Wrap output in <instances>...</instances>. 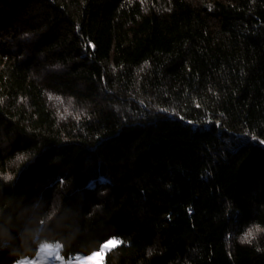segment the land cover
Wrapping results in <instances>:
<instances>
[{
	"label": "trees",
	"instance_id": "trees-1",
	"mask_svg": "<svg viewBox=\"0 0 264 264\" xmlns=\"http://www.w3.org/2000/svg\"><path fill=\"white\" fill-rule=\"evenodd\" d=\"M110 238L264 264V0H0V264Z\"/></svg>",
	"mask_w": 264,
	"mask_h": 264
},
{
	"label": "snow or ice",
	"instance_id": "snow-or-ice-1",
	"mask_svg": "<svg viewBox=\"0 0 264 264\" xmlns=\"http://www.w3.org/2000/svg\"><path fill=\"white\" fill-rule=\"evenodd\" d=\"M251 233H249L250 235ZM118 241L109 239L106 243H103L99 245L100 252H92L91 255L83 257V258H77L74 262V264H93V261L96 257L101 256L102 253L109 248V246H115ZM59 244H53V243H45L39 248V255L49 257V261L47 264H55L57 260L60 259L59 254ZM20 264H28V261H22ZM31 264H38L37 260L31 261Z\"/></svg>",
	"mask_w": 264,
	"mask_h": 264
},
{
	"label": "rangeland",
	"instance_id": "rangeland-1",
	"mask_svg": "<svg viewBox=\"0 0 264 264\" xmlns=\"http://www.w3.org/2000/svg\"><path fill=\"white\" fill-rule=\"evenodd\" d=\"M110 239L119 242L114 247H116L118 244H120V240L119 239H117V238H110ZM114 247L113 246H109V248L107 250H105L102 253L101 256H98V257L95 258V260L93 261V264H104V260H105V256H106L107 252L110 251L111 249H113ZM97 252H100V250L97 251ZM59 254H60V259L57 260L55 262V264H74V262H75V260L77 258L86 257L85 255H76V256H74V257H72L70 259H65L61 255L60 248H59ZM49 259H50L49 257L39 255V251H38V253L34 257H25V258H22L16 264H20V262H22V261H28V264H31V261H33V260H37L38 261V264H47V262L49 261Z\"/></svg>",
	"mask_w": 264,
	"mask_h": 264
}]
</instances>
